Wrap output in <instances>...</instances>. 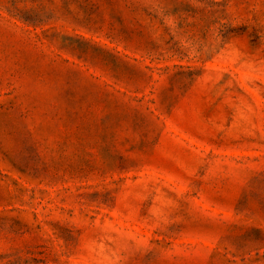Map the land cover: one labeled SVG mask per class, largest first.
Returning <instances> with one entry per match:
<instances>
[{
	"label": "rangeland",
	"instance_id": "374dc122",
	"mask_svg": "<svg viewBox=\"0 0 264 264\" xmlns=\"http://www.w3.org/2000/svg\"><path fill=\"white\" fill-rule=\"evenodd\" d=\"M0 264H264V0H0Z\"/></svg>",
	"mask_w": 264,
	"mask_h": 264
}]
</instances>
